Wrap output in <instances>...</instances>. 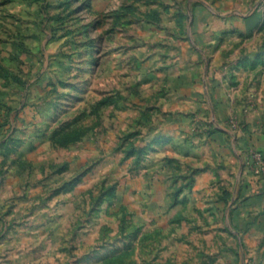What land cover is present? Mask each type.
<instances>
[{
	"label": "rangeland",
	"instance_id": "rangeland-1",
	"mask_svg": "<svg viewBox=\"0 0 264 264\" xmlns=\"http://www.w3.org/2000/svg\"><path fill=\"white\" fill-rule=\"evenodd\" d=\"M259 130L264 0H0V264H264Z\"/></svg>",
	"mask_w": 264,
	"mask_h": 264
},
{
	"label": "crops",
	"instance_id": "crops-1",
	"mask_svg": "<svg viewBox=\"0 0 264 264\" xmlns=\"http://www.w3.org/2000/svg\"><path fill=\"white\" fill-rule=\"evenodd\" d=\"M189 82H191V85L193 86L195 83H200V77H194L191 76V79H189ZM203 92L200 90L199 86H195L194 89H190L189 92H184L183 93V99L185 98V101H183L182 103H180L181 109L183 111H188L189 109L193 108L195 110L197 109H203V105H201V103H199V100L202 99L203 96ZM214 98H216L214 96ZM223 100L225 98H222ZM187 100V101H186ZM224 104H221L219 106V113H223V114H229V113H233L235 111V107L234 105L230 104L229 102L227 103V101H223ZM227 103V104H226ZM260 132H256L254 134H250V136H240L236 143L234 144V142H231L230 144V140H228V137L225 135H223L224 137L219 138V145L216 146L212 140L210 139L207 142V151H211V150H217V153L220 154L223 158V160L226 161H231L233 163H235L234 161L236 160V155L238 154H242L243 156L247 155L248 156V152L250 151V149H258L260 150L263 155H264V130H259ZM243 138V139H241ZM200 142V141H199ZM212 144V145H211ZM209 175V170L208 172L204 173L202 172L200 174V176H198V178H208ZM228 256L232 257H236L235 254H232V252H227ZM186 258H188L189 256H185ZM190 257H193V254H190ZM238 258L242 259L244 258V256H242L240 253H238Z\"/></svg>",
	"mask_w": 264,
	"mask_h": 264
},
{
	"label": "built area",
	"instance_id": "built-area-1",
	"mask_svg": "<svg viewBox=\"0 0 264 264\" xmlns=\"http://www.w3.org/2000/svg\"><path fill=\"white\" fill-rule=\"evenodd\" d=\"M251 156H252L253 159H255L256 162H258L259 164H261L260 162L262 161V156H261L260 153H258V152H255L254 153L253 152Z\"/></svg>",
	"mask_w": 264,
	"mask_h": 264
}]
</instances>
